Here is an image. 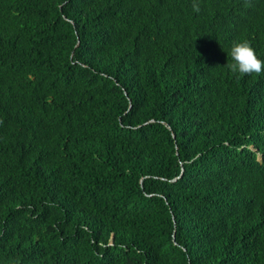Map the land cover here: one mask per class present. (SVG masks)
Segmentation results:
<instances>
[{"label":"trees","instance_id":"trees-1","mask_svg":"<svg viewBox=\"0 0 264 264\" xmlns=\"http://www.w3.org/2000/svg\"><path fill=\"white\" fill-rule=\"evenodd\" d=\"M0 0V264H264V0Z\"/></svg>","mask_w":264,"mask_h":264},{"label":"clouds","instance_id":"clouds-1","mask_svg":"<svg viewBox=\"0 0 264 264\" xmlns=\"http://www.w3.org/2000/svg\"><path fill=\"white\" fill-rule=\"evenodd\" d=\"M245 6H251L249 0H245ZM192 10L195 13L201 11L199 0H192ZM228 55L231 62L226 63L225 67L237 79L246 75L264 73V60L257 56L255 49L248 41L234 43ZM0 124H3L2 119H0Z\"/></svg>","mask_w":264,"mask_h":264}]
</instances>
